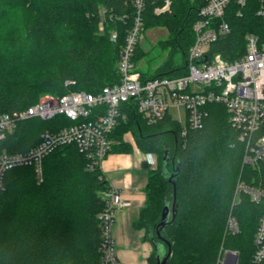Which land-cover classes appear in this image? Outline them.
Returning a JSON list of instances; mask_svg holds the SVG:
<instances>
[{
	"label": "trees",
	"instance_id": "trees-1",
	"mask_svg": "<svg viewBox=\"0 0 264 264\" xmlns=\"http://www.w3.org/2000/svg\"><path fill=\"white\" fill-rule=\"evenodd\" d=\"M161 3L143 0L141 32L163 25L168 35L157 42L166 55L150 74L136 66V52L141 50L137 41L132 62L142 78L186 71L192 24L202 5L201 0H171L170 12L155 14ZM4 16L13 22L6 25ZM134 17V0H0V111L24 109L43 93L97 92L118 82L117 63ZM226 19L230 31L210 50L234 60L244 51L245 35L264 33V26L253 0L239 15L231 3ZM145 54L149 65L155 63L158 55L152 54V48ZM120 108L123 115L110 135L116 141L111 150L130 151L131 145L122 138L130 132L137 148L155 155L157 162L147 169L145 199L133 228L147 230V238L143 237L147 240L148 230L157 228L168 201L176 209L174 218L160 230L170 245L168 264H215L221 244L236 249L239 264H247L256 218L264 207L244 197L232 209L239 232L224 235L236 180L240 173L253 171L241 169L243 147L224 106L207 104V114L197 127L170 115L148 123L134 102ZM70 123L62 115L44 121L31 118L19 123L4 145L9 151H22L35 145L42 131ZM92 164L94 159L85 152L64 144L44 158L41 181L28 166L5 172L0 189V264L99 263L98 214L103 201L98 193L108 184ZM163 170L173 173L171 180L164 178ZM147 260L155 264L153 249Z\"/></svg>",
	"mask_w": 264,
	"mask_h": 264
},
{
	"label": "built area",
	"instance_id": "built-area-1",
	"mask_svg": "<svg viewBox=\"0 0 264 264\" xmlns=\"http://www.w3.org/2000/svg\"><path fill=\"white\" fill-rule=\"evenodd\" d=\"M161 1L154 8L155 14L171 10V0ZM201 1L192 24L193 40L187 49L183 74L142 78L136 71L132 56L143 34V0H134V21L117 63L118 82L105 85L97 92L70 90L59 96L45 95L24 109L0 111V189L3 188L5 172L18 166L31 167L36 179L41 181L44 158L64 144H73L94 159L91 167L95 164L99 167L116 143L110 135L122 114L120 107L123 103L134 102L137 112L148 123L170 115L190 127L200 126L207 114V104H221L243 147L241 169L250 167L253 170L239 174L225 219L224 235L238 233L239 221L233 207L244 197L264 207V33L246 34L243 53L234 60H226L220 53L211 52L210 47L230 31L226 19L230 4H234L239 15L249 0ZM253 2L256 3V15L264 26V0ZM115 37L116 34L112 33L111 38ZM58 115L71 123L42 131L38 142L22 151H9L4 145L6 137L19 123L31 118L50 120ZM101 198L98 264H123L116 254L111 230L114 211L128 206L129 201L123 199L113 186L101 191ZM252 247L247 264H264V211L256 218ZM215 264H239L238 251L221 244Z\"/></svg>",
	"mask_w": 264,
	"mask_h": 264
},
{
	"label": "crops",
	"instance_id": "crops-1",
	"mask_svg": "<svg viewBox=\"0 0 264 264\" xmlns=\"http://www.w3.org/2000/svg\"><path fill=\"white\" fill-rule=\"evenodd\" d=\"M122 138L131 145V150H110L99 164L108 186L116 187L121 197L129 201L128 206L114 211L111 234L116 254L123 264H148L152 245L148 239H143V229H135L132 224L144 203L147 165L153 157L137 148L130 132L124 133ZM144 163L147 165L144 166Z\"/></svg>",
	"mask_w": 264,
	"mask_h": 264
},
{
	"label": "rangeland",
	"instance_id": "rangeland-1",
	"mask_svg": "<svg viewBox=\"0 0 264 264\" xmlns=\"http://www.w3.org/2000/svg\"><path fill=\"white\" fill-rule=\"evenodd\" d=\"M13 18L10 16H4L3 17V21L5 22V24L9 25L12 21ZM22 20H23V16H22ZM22 20H19V22H21ZM98 30L102 29L101 24L97 26ZM168 35V31L167 28L163 25H153V26H149L148 28H146L142 34L141 37H139L138 39V43L141 46V50H137L136 52V57H137V68H140V70L142 72H145V74H150L153 73L159 66L160 63L163 62L165 55H166V51H161L158 46H157V42L161 39L166 38ZM149 48H152V54L158 55L155 58V63H153L152 65H149L148 62H146V54L143 56L142 52L148 50ZM155 73V72H154ZM45 95H53L50 93H43L41 94L38 98H41ZM147 154V153H145ZM152 155V154H151ZM153 157V161L151 163H149L147 165V169H152L155 168L157 166V162H156V157L155 155H152ZM100 198H101V192L98 193ZM102 199V198H101ZM144 231V238H147V230Z\"/></svg>",
	"mask_w": 264,
	"mask_h": 264
},
{
	"label": "water",
	"instance_id": "water-1",
	"mask_svg": "<svg viewBox=\"0 0 264 264\" xmlns=\"http://www.w3.org/2000/svg\"><path fill=\"white\" fill-rule=\"evenodd\" d=\"M147 163H144L146 166ZM162 174L165 179L171 180L173 173L167 170H163ZM176 209L174 205L170 206L169 202L166 201L160 213L159 221L157 223V228L153 231L148 230V240L152 245L154 252V262L155 264H168V257L170 255V245L169 243L160 235V230L163 226L169 223L171 219L174 218Z\"/></svg>",
	"mask_w": 264,
	"mask_h": 264
}]
</instances>
